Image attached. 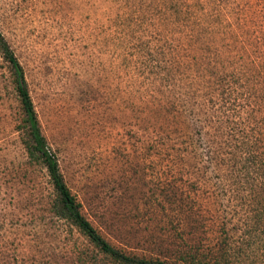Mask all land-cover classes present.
I'll list each match as a JSON object with an SVG mask.
<instances>
[{"label": "rangeland", "instance_id": "1", "mask_svg": "<svg viewBox=\"0 0 264 264\" xmlns=\"http://www.w3.org/2000/svg\"><path fill=\"white\" fill-rule=\"evenodd\" d=\"M0 33L104 240L168 264H264V0H0ZM27 131L0 54V264H118L57 213Z\"/></svg>", "mask_w": 264, "mask_h": 264}, {"label": "trees", "instance_id": "2", "mask_svg": "<svg viewBox=\"0 0 264 264\" xmlns=\"http://www.w3.org/2000/svg\"><path fill=\"white\" fill-rule=\"evenodd\" d=\"M0 54L3 60L9 65L12 70L15 82V89L19 97V101L24 114V123L27 128V136L29 139L27 150L33 157L41 159L45 165L50 183L56 194L57 202L55 209L57 213L63 218L68 219L94 246L98 252L104 257L112 260L118 264H168L162 261H149L146 259H140L137 257H131L121 253L119 250L112 247L106 240H104L96 231V229L84 218L80 212V205L77 203L75 197L71 194L70 190L66 186L63 177L58 168L57 160L54 154L50 151L47 143L40 132V127L37 121V117L32 105L31 98L27 89L26 81L24 78L23 69L15 57L12 50L9 48L7 42L0 33ZM235 73V72H234ZM228 78L230 84L236 86L238 82V75H234ZM213 78H209L210 89L215 90L217 84H221L219 79H216L217 74H211ZM210 77V75H207ZM226 77V76H225ZM242 81V80H241ZM240 81V82H241ZM206 91L208 89H205ZM232 93V90H228ZM210 94V93H209ZM213 102L211 96L208 99Z\"/></svg>", "mask_w": 264, "mask_h": 264}]
</instances>
